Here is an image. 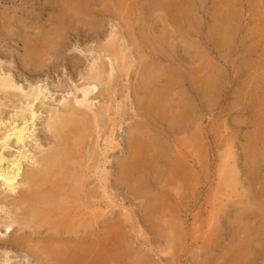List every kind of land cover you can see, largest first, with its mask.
Here are the masks:
<instances>
[{"label":"rangeland","instance_id":"rangeland-1","mask_svg":"<svg viewBox=\"0 0 264 264\" xmlns=\"http://www.w3.org/2000/svg\"><path fill=\"white\" fill-rule=\"evenodd\" d=\"M60 2L0 0V73L25 90L46 88L49 107L81 97L93 62L112 81L109 96L105 82L89 95L93 110L103 105L107 112L101 165L91 168L88 188L103 196L105 222L119 224L120 264H264V0H80L67 6L63 30L56 29ZM110 35L123 69L101 49ZM43 37L51 47L37 67L21 40ZM198 77L214 79L203 101ZM147 92L162 93L165 119L143 113ZM0 102L4 119L24 103ZM186 111L192 123L172 128L174 115ZM36 115L38 132L47 112ZM141 134L166 155L153 186L134 195L132 180L116 181V164L125 160L129 138ZM172 165L180 177L172 176ZM148 197L163 203L154 227L144 223ZM10 221L0 213V259L40 264L5 243L3 225Z\"/></svg>","mask_w":264,"mask_h":264},{"label":"bare ground","instance_id":"bare-ground-1","mask_svg":"<svg viewBox=\"0 0 264 264\" xmlns=\"http://www.w3.org/2000/svg\"><path fill=\"white\" fill-rule=\"evenodd\" d=\"M79 1L61 0L63 15L56 29L63 30L67 6L75 3V7ZM220 21L224 22L223 18ZM110 37L109 43L101 49L113 56L116 70L123 69L118 62L121 52L113 46V35ZM49 41L45 37L21 40L29 64L40 67L47 59ZM111 59L108 58L110 79L114 71ZM87 81L80 98L74 95L72 99L59 101L58 107H49L45 105L46 88L36 85L25 90L9 73H0V97H20L24 101L17 108L12 106L13 113L6 119L2 118L4 105L0 102V213L11 218L8 224L4 223L5 233L1 237L6 244L26 252L40 264H120L119 224L117 220L110 224L105 222L103 196L98 189L88 188L89 179L94 175L91 168L101 165L103 153L98 149L103 133L100 129L107 112L103 105L93 110L89 95L99 93V85L105 82L104 93L109 96L112 81L105 80L103 67L95 62L88 70ZM194 84L203 101L214 88V79L198 77ZM162 97L160 92L148 93L142 109L149 119H165ZM40 108H44L47 115L36 132V114ZM189 114L190 111H186L174 115L171 127L188 126L193 119ZM36 133L40 134V140ZM156 144L157 141L145 134L131 136L125 160L116 164V181L132 180L130 193L134 195H145L153 186L150 178L156 182L161 174L157 165L165 157L166 149L155 147ZM173 166L170 167L172 176L180 177L179 166ZM252 166H256L255 161ZM101 180V177L96 180L97 188L101 187ZM147 200L144 223L154 227L153 215L163 203L152 197ZM13 224L17 225L15 229ZM0 264L10 263L3 258Z\"/></svg>","mask_w":264,"mask_h":264}]
</instances>
